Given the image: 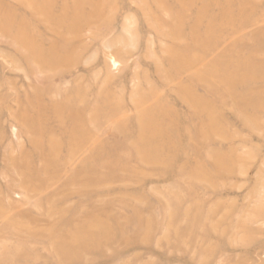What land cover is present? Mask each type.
Segmentation results:
<instances>
[{"label":"rangeland","instance_id":"rangeland-1","mask_svg":"<svg viewBox=\"0 0 264 264\" xmlns=\"http://www.w3.org/2000/svg\"><path fill=\"white\" fill-rule=\"evenodd\" d=\"M0 264H264V0H0Z\"/></svg>","mask_w":264,"mask_h":264},{"label":"bare ground","instance_id":"bare-ground-1","mask_svg":"<svg viewBox=\"0 0 264 264\" xmlns=\"http://www.w3.org/2000/svg\"><path fill=\"white\" fill-rule=\"evenodd\" d=\"M113 63L115 64V62L113 61Z\"/></svg>","mask_w":264,"mask_h":264}]
</instances>
